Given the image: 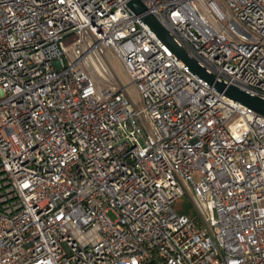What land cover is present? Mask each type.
Here are the masks:
<instances>
[{"label": "built area", "instance_id": "1", "mask_svg": "<svg viewBox=\"0 0 264 264\" xmlns=\"http://www.w3.org/2000/svg\"><path fill=\"white\" fill-rule=\"evenodd\" d=\"M142 1L216 79L264 98V0ZM144 13L0 0V264H264V115Z\"/></svg>", "mask_w": 264, "mask_h": 264}, {"label": "water", "instance_id": "2", "mask_svg": "<svg viewBox=\"0 0 264 264\" xmlns=\"http://www.w3.org/2000/svg\"><path fill=\"white\" fill-rule=\"evenodd\" d=\"M127 5L137 14L146 11V5L142 0H127ZM141 18L151 27L154 33L168 45L175 56L186 64L193 73L212 84L217 91L222 92L234 101L251 108L258 114L264 115V98L252 95L236 86L227 85L224 81L216 79L211 72L201 66L198 61L176 41L154 14L144 13Z\"/></svg>", "mask_w": 264, "mask_h": 264}, {"label": "rangeland", "instance_id": "3", "mask_svg": "<svg viewBox=\"0 0 264 264\" xmlns=\"http://www.w3.org/2000/svg\"><path fill=\"white\" fill-rule=\"evenodd\" d=\"M112 65H113L115 72L118 73V75L121 77V79L125 80V77L123 76V71H122L120 65L117 64L116 62H113V60H112ZM129 91H130V94L133 97H135V91H134L133 87H130ZM174 205H175V208L179 212H183V213H186L188 215L195 214V207H194L193 201L191 200V198L188 195H184V196L178 198L175 201ZM110 216L112 218L115 217L112 213H110Z\"/></svg>", "mask_w": 264, "mask_h": 264}]
</instances>
